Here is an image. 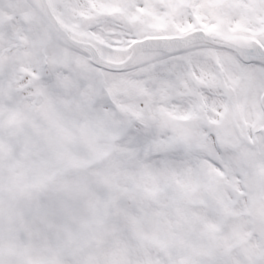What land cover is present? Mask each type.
<instances>
[{
  "label": "snow or ice",
  "instance_id": "6c2138e0",
  "mask_svg": "<svg viewBox=\"0 0 264 264\" xmlns=\"http://www.w3.org/2000/svg\"><path fill=\"white\" fill-rule=\"evenodd\" d=\"M0 264H264V0H0Z\"/></svg>",
  "mask_w": 264,
  "mask_h": 264
}]
</instances>
